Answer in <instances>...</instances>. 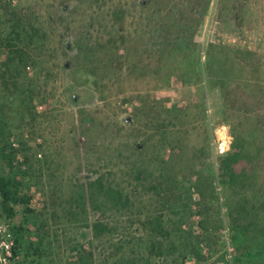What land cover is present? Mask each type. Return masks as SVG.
<instances>
[{"label": "rangeland", "instance_id": "374dc122", "mask_svg": "<svg viewBox=\"0 0 264 264\" xmlns=\"http://www.w3.org/2000/svg\"><path fill=\"white\" fill-rule=\"evenodd\" d=\"M0 36V65L25 51L18 87L0 82V264L82 248L94 264H264V237L230 227L219 167L234 135L264 141L263 116L222 92L249 77L235 48L262 55L264 84V0H0ZM99 177L125 206L89 187Z\"/></svg>", "mask_w": 264, "mask_h": 264}, {"label": "trees", "instance_id": "16d2710c", "mask_svg": "<svg viewBox=\"0 0 264 264\" xmlns=\"http://www.w3.org/2000/svg\"><path fill=\"white\" fill-rule=\"evenodd\" d=\"M204 9L210 0H197ZM113 20L117 22V14ZM119 27L122 24L117 23ZM0 39L1 36H0ZM9 47L16 46L7 40ZM13 57H8L0 65V82L5 89L18 87V76L12 73L14 61L19 64L24 60V47L17 48ZM232 58L248 71V78H228L222 80L224 100L234 107L239 105L246 111L263 116L257 119L260 128L264 129V84L254 82L257 80L262 66V55L259 52L235 48L231 49ZM249 79V81H248ZM220 183L228 201L227 219L231 229L237 232H249L264 237V141L257 143L255 139L246 140L240 135H234L230 151L220 157ZM95 186L97 194H101L111 205L125 206L128 199L122 192L111 185H105L101 178L89 183ZM0 196L4 204L11 200V180L0 177ZM150 230L154 237L151 253L154 256L165 255V239L169 232L163 225L160 215L150 222ZM17 244V242H16ZM12 258L17 256L16 246L11 247ZM91 252L79 250V255L70 264H94Z\"/></svg>", "mask_w": 264, "mask_h": 264}, {"label": "built area", "instance_id": "2783aa9c", "mask_svg": "<svg viewBox=\"0 0 264 264\" xmlns=\"http://www.w3.org/2000/svg\"><path fill=\"white\" fill-rule=\"evenodd\" d=\"M11 247H12V243H10V244L8 243L5 245L4 253L6 255H5L4 259L11 255Z\"/></svg>", "mask_w": 264, "mask_h": 264}]
</instances>
